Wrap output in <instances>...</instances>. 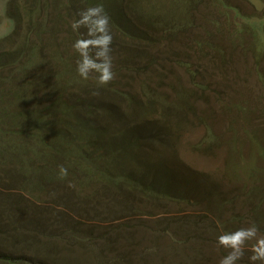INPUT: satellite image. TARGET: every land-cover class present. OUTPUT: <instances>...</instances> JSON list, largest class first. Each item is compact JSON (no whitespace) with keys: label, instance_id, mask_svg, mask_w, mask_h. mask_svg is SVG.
<instances>
[{"label":"trees","instance_id":"1","mask_svg":"<svg viewBox=\"0 0 264 264\" xmlns=\"http://www.w3.org/2000/svg\"><path fill=\"white\" fill-rule=\"evenodd\" d=\"M200 2L173 0L172 10L158 13L156 7L142 9L141 0H9L10 5L20 3L21 9L7 16L11 32L0 38V264H42L28 253H13L9 248L15 244L8 247L3 237L12 242L23 237L40 245L80 238L88 264L100 253L106 264L126 258L121 250L129 246V237L122 233L130 231L120 230L123 225L94 235L67 213L64 204L79 198L76 189L80 195L106 198L110 212L129 215L146 202L164 208L186 201L192 193H209V186L204 191L194 181L178 189L168 164L171 136L187 121V91L175 82L153 84L154 76L165 80V69L159 68L164 37L179 43L195 25L193 6ZM97 4L110 17L115 73L101 88L94 79L78 77L72 45L84 29L74 32L70 27L78 11ZM176 57V66L188 70L183 56ZM60 165L69 172L64 180L58 179ZM33 196L56 199L63 207L44 209ZM254 208L252 220L262 228L264 217ZM51 220L68 229L51 235ZM198 225L201 235L222 229L215 222ZM112 231L116 235L106 237ZM249 255L238 264H249Z\"/></svg>","mask_w":264,"mask_h":264},{"label":"rangeland","instance_id":"2","mask_svg":"<svg viewBox=\"0 0 264 264\" xmlns=\"http://www.w3.org/2000/svg\"><path fill=\"white\" fill-rule=\"evenodd\" d=\"M225 1L227 7L220 0H201L193 6L195 25L189 26L181 41L164 37L166 45L159 46V68L165 69V80L153 78L154 85L175 82L188 95L187 121L171 136L169 151H173L168 164L177 176L176 187L184 190L189 187L187 181H194L201 183L204 191L209 186V193L201 197L195 192L186 201L168 203L164 208L146 202L137 206L135 215L110 212L112 205L106 198L80 195L78 189L75 194L79 198L64 204L67 213L83 229L92 228L94 235L118 225H123L120 230L130 231L122 233L129 237V246L121 250L126 258L116 264H219L226 252L216 250L218 235L254 222V207L260 212L257 215L264 217V0ZM8 2L0 0V38L11 32L7 16L14 14V8L21 9L20 3ZM172 3L141 0L142 9L156 7L158 13L172 10ZM177 54L183 56L188 70L176 66ZM33 197L44 209L60 211L63 207L56 199ZM82 200L86 202L82 204ZM53 221L48 227L51 235L68 229ZM212 222L221 231L201 235L198 224ZM257 226L264 231V226ZM112 233L106 237L116 235ZM3 238L10 243L8 247L15 244L9 248L13 253H28L42 264H88L80 251V238H64L62 245ZM97 262L106 264L104 253L91 264Z\"/></svg>","mask_w":264,"mask_h":264},{"label":"clouds","instance_id":"3","mask_svg":"<svg viewBox=\"0 0 264 264\" xmlns=\"http://www.w3.org/2000/svg\"><path fill=\"white\" fill-rule=\"evenodd\" d=\"M75 15L78 18L71 23V29L74 32L84 29L81 38L72 45L73 53L78 56L76 73L82 81L94 79L97 88L104 87L115 78L112 70L110 17L102 4L87 7ZM68 174L66 167H58V179L64 180ZM249 242H253L250 247ZM216 250L226 252L219 264H238L246 250L250 252L249 264H264V233L260 232L255 222H250L247 227L219 235Z\"/></svg>","mask_w":264,"mask_h":264}]
</instances>
